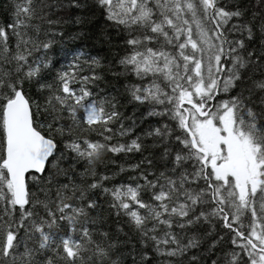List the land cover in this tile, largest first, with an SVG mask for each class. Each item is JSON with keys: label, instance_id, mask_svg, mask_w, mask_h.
<instances>
[{"label": "snow or ice", "instance_id": "1", "mask_svg": "<svg viewBox=\"0 0 264 264\" xmlns=\"http://www.w3.org/2000/svg\"><path fill=\"white\" fill-rule=\"evenodd\" d=\"M0 264H264V0H0Z\"/></svg>", "mask_w": 264, "mask_h": 264}]
</instances>
